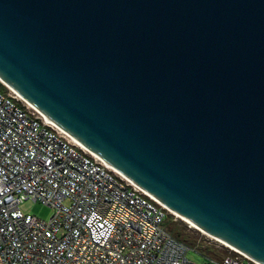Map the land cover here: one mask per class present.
<instances>
[{"label":"water","instance_id":"water-1","mask_svg":"<svg viewBox=\"0 0 264 264\" xmlns=\"http://www.w3.org/2000/svg\"><path fill=\"white\" fill-rule=\"evenodd\" d=\"M0 82L104 169L264 264V0H0Z\"/></svg>","mask_w":264,"mask_h":264},{"label":"built area","instance_id":"built-area-1","mask_svg":"<svg viewBox=\"0 0 264 264\" xmlns=\"http://www.w3.org/2000/svg\"><path fill=\"white\" fill-rule=\"evenodd\" d=\"M26 200L52 214L22 213ZM168 213L0 90V264H194ZM231 251L203 264H254Z\"/></svg>","mask_w":264,"mask_h":264},{"label":"rangeland","instance_id":"rangeland-1","mask_svg":"<svg viewBox=\"0 0 264 264\" xmlns=\"http://www.w3.org/2000/svg\"><path fill=\"white\" fill-rule=\"evenodd\" d=\"M0 90L4 93H10L1 83ZM19 209L24 214L34 215L43 220L48 219L52 214L50 207L30 200L23 201L19 205ZM162 228L173 237L181 236L187 241V237H190L193 241L200 244L188 242L189 250L186 253V258L194 264H203L208 259L215 257L220 259L226 255L233 254L228 247L216 244L209 236L197 231L173 214L168 213Z\"/></svg>","mask_w":264,"mask_h":264},{"label":"trees","instance_id":"trees-1","mask_svg":"<svg viewBox=\"0 0 264 264\" xmlns=\"http://www.w3.org/2000/svg\"><path fill=\"white\" fill-rule=\"evenodd\" d=\"M171 236H172V235H171ZM172 237H173V236H172ZM173 238H175V239L178 240L179 242L184 243L186 246H188V242H191V243L194 242V243L200 245L199 243L193 241L190 237H187L188 241H187V240H184L183 238H181V236H176V237H173ZM189 240H190V241H189ZM215 258H216V257H215Z\"/></svg>","mask_w":264,"mask_h":264},{"label":"bare ground","instance_id":"bare-ground-1","mask_svg":"<svg viewBox=\"0 0 264 264\" xmlns=\"http://www.w3.org/2000/svg\"><path fill=\"white\" fill-rule=\"evenodd\" d=\"M1 83V82H0ZM2 84V83H1ZM3 85V84H2ZM4 86V85H3ZM5 87V86H4ZM159 202V201H158ZM160 203V202H159ZM162 204V203H161ZM165 208H166V206L165 205H163ZM167 209V208H166ZM168 210V209H167ZM169 211V210H168ZM170 212V211H169ZM171 213V212H170ZM172 214V213H171ZM176 217H178V216H176ZM179 219H181L182 221H184L181 217H178ZM185 222V221H184ZM192 227V226H191ZM194 229H196L197 231H199V232H201V233H203V234H205V235H207L206 233H204L203 231H201L200 229H197V228H195V227H193ZM208 236V235H207Z\"/></svg>","mask_w":264,"mask_h":264}]
</instances>
